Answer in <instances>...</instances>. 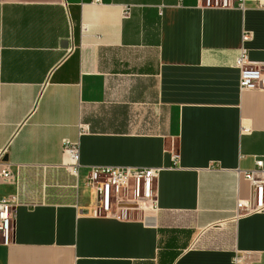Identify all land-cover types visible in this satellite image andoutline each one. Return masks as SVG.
<instances>
[{
    "label": "crops",
    "instance_id": "1",
    "mask_svg": "<svg viewBox=\"0 0 264 264\" xmlns=\"http://www.w3.org/2000/svg\"><path fill=\"white\" fill-rule=\"evenodd\" d=\"M257 1L0 0V264H264L241 174L264 168V89L239 90L235 65L242 46L264 73ZM98 165L158 168L156 209L85 215Z\"/></svg>",
    "mask_w": 264,
    "mask_h": 264
},
{
    "label": "built area",
    "instance_id": "2",
    "mask_svg": "<svg viewBox=\"0 0 264 264\" xmlns=\"http://www.w3.org/2000/svg\"><path fill=\"white\" fill-rule=\"evenodd\" d=\"M201 6L209 8H243V0H198ZM258 8L264 9V1H257ZM125 8L123 14H127ZM250 33L241 34V41H247ZM238 68L237 86L239 90L264 89V73L256 65H249L246 60V50L239 48L235 59ZM242 131L245 128L241 127ZM71 161L72 171L76 170L77 149L76 145L67 141L63 142ZM176 154L171 155L173 163ZM158 168L143 166H90L86 170L82 185L91 190L92 204L85 215L92 217H109L115 220L134 218L137 212L153 211L156 209L155 180ZM242 177L248 181L252 188L251 199L247 201V212H264V168L262 161L256 159L254 168L243 170ZM0 176L7 178L9 173L0 170ZM126 203L130 205H121ZM14 198L12 196L0 197V241L7 244L12 239ZM249 252L234 253L229 264H247Z\"/></svg>",
    "mask_w": 264,
    "mask_h": 264
},
{
    "label": "water",
    "instance_id": "3",
    "mask_svg": "<svg viewBox=\"0 0 264 264\" xmlns=\"http://www.w3.org/2000/svg\"><path fill=\"white\" fill-rule=\"evenodd\" d=\"M62 43H63V45H64V44H66V41H65V40H63V41H62ZM4 159H5V158H3V160H4ZM121 205H130V204L121 203Z\"/></svg>",
    "mask_w": 264,
    "mask_h": 264
},
{
    "label": "rangeland",
    "instance_id": "4",
    "mask_svg": "<svg viewBox=\"0 0 264 264\" xmlns=\"http://www.w3.org/2000/svg\"><path fill=\"white\" fill-rule=\"evenodd\" d=\"M85 189H87V188H85Z\"/></svg>",
    "mask_w": 264,
    "mask_h": 264
}]
</instances>
